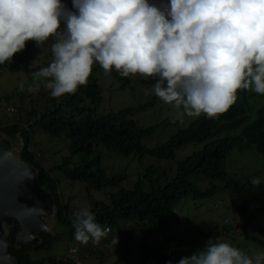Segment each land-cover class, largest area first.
Instances as JSON below:
<instances>
[{
  "label": "trees",
  "instance_id": "obj_1",
  "mask_svg": "<svg viewBox=\"0 0 264 264\" xmlns=\"http://www.w3.org/2000/svg\"><path fill=\"white\" fill-rule=\"evenodd\" d=\"M65 2L72 8V0ZM50 44L51 41L39 48L30 41L13 62L0 65V72L23 73L28 77L18 85L14 96H7L5 105L0 101L3 107L16 106L13 118L0 109V133L1 138H7L1 140L10 141L11 147L24 142L20 162L35 171L39 187L54 201L58 222L69 232H39L37 244L31 246L20 242L22 229L17 220L10 226L4 224L3 239L11 247V256L17 264H74L50 255L63 235L74 237L75 232L73 218L69 217L70 205L64 203L61 182L54 172L88 186L90 210L98 223L110 229L109 235L92 248L91 255L96 257L97 264L107 260L113 264H168V261L177 264L181 257L204 248L209 239L231 237L238 242V230L245 239V245L240 244L242 250L250 252L249 247H264V229L255 224L264 214V183L253 186L252 177H233L228 169L231 156L235 158L249 150H254L264 164V95L241 89L237 102L219 119L200 117L166 143L147 149L145 140L156 134L159 125L143 127L134 116L155 106L156 100L118 113L102 112L103 81L130 85L133 80L121 77L115 69L105 75L104 69L95 64L88 84L60 99L52 98L46 89L40 94L43 86L39 92L27 90L33 74L52 60ZM28 123L33 125L26 128L24 125ZM38 131L50 139L66 142L70 155L60 164L49 166L45 153L39 149L41 143L35 150L32 148ZM201 145L202 148L179 160L180 150ZM102 149L124 157H148L157 163L129 190L124 187L128 179L126 170L111 174L102 166ZM38 152L41 158H37ZM222 190L230 194V208L238 216L234 224L229 219L210 221L199 215L204 203ZM94 192L102 193L106 199L97 201ZM187 200L201 220L177 214ZM214 205L216 210L220 208ZM132 226L137 229L133 234L129 230ZM147 232L158 238L143 237ZM113 237L119 238L117 245L112 243Z\"/></svg>",
  "mask_w": 264,
  "mask_h": 264
},
{
  "label": "clouds",
  "instance_id": "obj_2",
  "mask_svg": "<svg viewBox=\"0 0 264 264\" xmlns=\"http://www.w3.org/2000/svg\"><path fill=\"white\" fill-rule=\"evenodd\" d=\"M30 41L39 48L51 41L52 60L27 90L43 86L55 99L87 85L95 64L105 75L115 69L121 77L155 80L152 92L180 124L186 117L219 119L241 89L264 95V0H72V8L65 0H0V65ZM0 109L10 117L16 112ZM11 148L20 161L24 142ZM262 179L253 176L251 184ZM72 225L84 245H98L110 233L88 207ZM177 264H264V251L250 254L216 237Z\"/></svg>",
  "mask_w": 264,
  "mask_h": 264
},
{
  "label": "rangeland",
  "instance_id": "obj_3",
  "mask_svg": "<svg viewBox=\"0 0 264 264\" xmlns=\"http://www.w3.org/2000/svg\"><path fill=\"white\" fill-rule=\"evenodd\" d=\"M28 77L24 76L23 73L12 75L6 72H0V101L3 105L7 102V96H14L15 91H17L18 85L25 83ZM155 80H144L137 74L136 78L132 80L130 85H124L121 82H117L115 85H112V81L109 79L103 81L104 85V96L105 104L102 108L104 113H118L120 110L128 108H137L140 105L147 104L150 101L156 100L155 106L151 107L149 110L141 111L135 114L134 119L143 127H152L158 126L156 134L145 140V147L147 149H154L158 146L166 143L172 136H174L182 128H188L191 123L199 118H185V122L180 124L178 121L177 124L173 121L174 109L165 103H163L155 94L152 92V86L155 83ZM105 83V84H104ZM40 94L45 93V89H41ZM34 93V92H31ZM28 102L30 100L28 99ZM16 106H14L15 108ZM16 109V108H15ZM13 118V116H11ZM203 117V115L201 116ZM16 119V117H14ZM0 139L6 140L7 138ZM7 146L11 148L10 141L6 142ZM40 144L39 149L43 150L47 157V163L49 166L55 164H60L64 157L69 156L70 152L68 150V144L60 139H50L43 133H37L35 142L32 144L33 150L37 148V145ZM203 146H189L180 150L178 152L179 160H184L194 151L202 148ZM17 150V149H16ZM102 166L109 170L111 174H118L122 171L127 172L128 179L124 183L126 189L132 190L135 186V183L140 179L145 177L147 169L156 164V160L149 159L145 157L141 159L138 156L124 157L120 153H111L106 149H102ZM18 157H12V162H17ZM228 169L233 177L237 176H257L264 178V164L261 160V157L254 151L249 150L244 153L239 154L237 157L231 156L228 161ZM55 176L60 180V192L63 196V200L66 206L69 207V217L74 218V214L79 211L82 207H88L90 209V204L88 201V192L87 185L84 183H73L61 172H54ZM264 183V179L262 182ZM97 201L105 200L106 197L102 193H93ZM71 201V202H70ZM192 202L187 200L183 203L181 207V213L185 219L192 220H201L199 217H196L198 214L192 209ZM214 204L220 206L219 209L214 208ZM200 217L208 218L210 221H223L224 219H229L233 224L238 220L237 214L230 208V194L222 190L217 193L208 203H204L200 213ZM198 215V216H199ZM196 217V218H195ZM44 226L53 234L65 232L68 234L65 226L61 225L55 213V208L53 211L43 218ZM259 228L264 229V214L259 216L255 223ZM128 227V226H127ZM130 233L133 234L136 232L135 227H131ZM63 235V238L54 245L53 251L50 255L57 256L58 258H67L69 255L70 248L79 247L80 245V257L82 262L85 264H97V259L95 256L91 255L92 248L98 245H93L89 242L87 245L81 244L75 241L74 237L70 235ZM243 232L238 230L236 238L239 241H233L231 237L223 238L221 241H226L232 243V245L240 248L241 245H245ZM143 237H148L151 240L157 239L158 235H151L150 233H144ZM264 240V234L262 236ZM248 253H258L264 251V247L257 245L255 248H250ZM89 254L90 258L86 259L85 256ZM111 256V254H110ZM113 256V254H112ZM113 261L100 262L101 264H111ZM99 263V264H100ZM113 264V263H112Z\"/></svg>",
  "mask_w": 264,
  "mask_h": 264
},
{
  "label": "water",
  "instance_id": "obj_4",
  "mask_svg": "<svg viewBox=\"0 0 264 264\" xmlns=\"http://www.w3.org/2000/svg\"><path fill=\"white\" fill-rule=\"evenodd\" d=\"M16 153L0 139V264H17L3 239V225L17 220L22 229L20 242L33 246L37 233L49 231L43 218L54 209V201L39 187L35 171L18 160L11 161Z\"/></svg>",
  "mask_w": 264,
  "mask_h": 264
},
{
  "label": "built area",
  "instance_id": "obj_5",
  "mask_svg": "<svg viewBox=\"0 0 264 264\" xmlns=\"http://www.w3.org/2000/svg\"><path fill=\"white\" fill-rule=\"evenodd\" d=\"M10 111H13V109H11ZM106 230L109 232L108 229H106ZM78 253H79V251H78L77 248H72V249L70 250V252H69V257H68V259H69L70 261L74 262L75 264H82V263H81V260H80V258H79Z\"/></svg>",
  "mask_w": 264,
  "mask_h": 264
}]
</instances>
